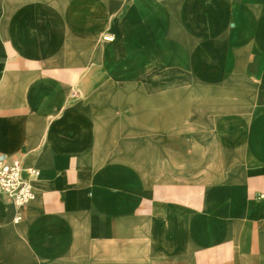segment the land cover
<instances>
[{"label":"crops","instance_id":"obj_1","mask_svg":"<svg viewBox=\"0 0 264 264\" xmlns=\"http://www.w3.org/2000/svg\"><path fill=\"white\" fill-rule=\"evenodd\" d=\"M0 156V264H264V0H0Z\"/></svg>","mask_w":264,"mask_h":264},{"label":"built area","instance_id":"obj_2","mask_svg":"<svg viewBox=\"0 0 264 264\" xmlns=\"http://www.w3.org/2000/svg\"><path fill=\"white\" fill-rule=\"evenodd\" d=\"M103 39L112 41L114 36L105 34ZM39 174V169L25 166L19 158L0 156V194L8 196L18 206H26L34 198L33 181Z\"/></svg>","mask_w":264,"mask_h":264}]
</instances>
